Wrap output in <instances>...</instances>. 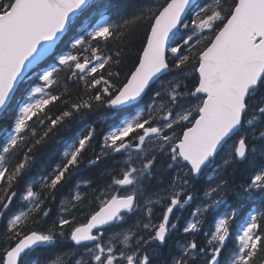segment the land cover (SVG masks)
I'll return each instance as SVG.
<instances>
[{
    "label": "snow or ice",
    "instance_id": "1",
    "mask_svg": "<svg viewBox=\"0 0 264 264\" xmlns=\"http://www.w3.org/2000/svg\"><path fill=\"white\" fill-rule=\"evenodd\" d=\"M90 12L99 19L76 29ZM135 28L141 46L123 72V49L109 45ZM172 69L179 79L155 89ZM145 96L151 103L97 144V125ZM57 138L63 147L52 151ZM258 141L264 0H0V264H37L33 255L58 243L79 257L74 264H264ZM109 158L107 182L76 183L54 215L52 200L84 161L92 168ZM161 159L167 182L156 178ZM214 164L216 179L181 223ZM154 180L145 195L144 182ZM174 230L182 242L173 243Z\"/></svg>",
    "mask_w": 264,
    "mask_h": 264
},
{
    "label": "trees",
    "instance_id": "2",
    "mask_svg": "<svg viewBox=\"0 0 264 264\" xmlns=\"http://www.w3.org/2000/svg\"><path fill=\"white\" fill-rule=\"evenodd\" d=\"M94 2L95 3H102V4H105V5H109V4L115 3L116 0H94ZM204 2H205V0H199L198 1V3H201V4L204 3ZM116 11H117L116 9H111V10H108L106 14L109 15V17L112 20H117V19H119V16L116 14ZM131 11L132 10L129 9L124 14L128 15V14L131 13ZM90 14L93 15V17L90 19L92 22H95L96 20L99 19L98 14H96L95 12H90V13H88L85 16L80 18L79 23L76 25V29L82 23L83 20L88 18V16ZM74 34H75V31L73 33H70L69 36L74 35ZM142 34H143V29L142 28L129 29V31L126 34L124 39H118L117 41H114L112 44L109 45V47L113 48V49H116V48L123 49V56H122L123 63L121 65V68H122L123 72H126L127 69L132 66V62L135 59V56L137 55V51H138V49L141 46ZM60 46L63 47V45H60ZM174 70L176 72L169 74L168 76L165 77V79L163 81H160L157 85H154L153 87L155 89H160L162 86H164L166 84L167 81L174 80V79H179V77L177 76L178 70H176V69H174ZM185 83H187V81H185ZM69 90L73 91V92L75 91V89L71 88V86H69ZM142 102L145 103V104L146 103H151L149 97L143 99ZM102 111L103 110H101L100 112H95L92 115H90L89 117H87L86 118L87 122L91 123L93 120H95V118L99 117V115L101 114ZM127 113L128 112H122V113H118L116 115H110V116H108V118L105 121H102V122H100L97 125L98 131H99L97 144L101 143V137H102L103 133L106 132L107 130L111 129L114 125L118 124L119 119L122 118L123 116H125ZM74 127L78 131L79 130H83L84 123L81 122L78 125H74ZM251 127L252 126H249V128H247L244 131H242L241 135H244L245 133H249L250 134ZM255 127L259 128L260 125L257 124V125H255ZM65 135H66L65 133H60V136H65ZM49 147L51 148L52 151H57L58 149H61L63 147V141L61 139L57 138L56 140H54L50 144ZM254 147L256 148V151L252 154L253 161L257 165H259L261 163H264V141L256 142L254 144ZM161 160L163 161V159H161ZM47 162H48V151L45 150L43 155H39V158H38V161H37V167L40 168V167L44 166ZM86 162H87V160L84 161V163H86ZM111 162H112V160H111V158H109V159H106L105 162H102V163H100L97 166L92 167V168L87 167V169L84 168V164H82L78 173L79 174H86V175L89 174L88 176L92 179L91 181H94L93 182L94 186H103L106 183V181H105L106 175H101V171H102V168H104V170H106V171H108V170L110 171ZM217 163H219V161H217ZM100 168H101V170H100ZM99 172H100V174H99ZM71 183H70V185H71ZM70 185L67 188H65L64 190L60 191L56 195V197L53 200V202L51 203L50 207H51L52 212H53L54 215L57 213V210L54 208V205L57 202V197L66 195L67 194L66 191H68V193H70L71 192V189H69ZM197 185H198V188L200 190L202 188V185H203L202 184V179H199ZM226 203L228 205H226ZM226 203L223 205L222 208L217 209L215 211L216 215H217L218 212L222 213L225 208L229 207L232 204V199L230 198ZM245 203H248V202H245ZM253 206H256V205H253ZM18 209H19V204L17 205V210ZM175 235L179 236V233L176 231ZM59 249H60V247L58 245H55L53 247L44 248V249L38 251L37 253H35L33 255L32 259L33 258L37 259V258L49 257L53 253L57 252Z\"/></svg>",
    "mask_w": 264,
    "mask_h": 264
},
{
    "label": "rangeland",
    "instance_id": "3",
    "mask_svg": "<svg viewBox=\"0 0 264 264\" xmlns=\"http://www.w3.org/2000/svg\"><path fill=\"white\" fill-rule=\"evenodd\" d=\"M148 96H146L145 98H147ZM144 106L141 105V107H139L138 109L136 108L135 109V114L137 111L140 110V108H143ZM130 118V117H129ZM128 119V118H126ZM105 162V161H104ZM216 167V165L214 164L211 168H209L208 171H206L205 175H207V179L209 180V177H212V182L213 180L216 179V177L214 176V168ZM157 173H156V178L158 179H163L165 182H167L169 179H170V172H164L163 170V161L160 160L157 164ZM106 170H103L102 172V175L104 174ZM109 171V170H108ZM107 171V172H108ZM107 172L104 174L106 175V179L105 181L107 182ZM155 182V181H154ZM154 182L152 181L151 184H149L147 181H145V195H149L150 192H151V188L154 186ZM211 182V183H212ZM210 183V182H209ZM102 187V186H101ZM66 195L62 196V197H66ZM61 197V196H60ZM202 199V198H201ZM200 201V200H199ZM198 201V202H199ZM193 203V202H192ZM194 204H190L188 206L185 207V209L183 210H180V212L178 213L181 217H182V220H181V223L183 222V219H186L188 218L189 216V211L190 209L192 208ZM186 209H188V211L186 212ZM217 209L213 210L212 211V214H211V217L209 218V221L212 220V218L216 215V211ZM215 212V213H214ZM133 220V221H131ZM131 220H128L127 224H123L121 225V229H125L129 226H133L135 223H136V220L135 219H131ZM208 224H205V227L207 226ZM240 225V224H239ZM176 231L179 233V230H174V236H173V243H178L175 239V234H176ZM109 235H112L113 232L110 231L108 233ZM61 248H63V250L61 251V253L59 251L53 253L51 256L49 257H46L45 259L41 260L40 264H55V263H59V264H69V260H72V264H74V260L75 259H78L79 257L78 256H72L70 254V249H66L65 247H63L62 244H60Z\"/></svg>",
    "mask_w": 264,
    "mask_h": 264
},
{
    "label": "bare ground",
    "instance_id": "4",
    "mask_svg": "<svg viewBox=\"0 0 264 264\" xmlns=\"http://www.w3.org/2000/svg\"><path fill=\"white\" fill-rule=\"evenodd\" d=\"M198 1L199 0H194V3H198ZM93 17V15H89L88 16V18L87 19H85V20H83L82 21V23L78 26V28L77 29H79L80 27H81V25L82 24H84L85 23V21H89L91 18ZM146 97V96H145ZM145 97H144V99H145ZM143 101V100H142ZM140 102V104L139 105H137V109L139 108V107H141V105L142 106H145V103H143V102ZM135 108V109H136ZM135 109H133L131 112H128L125 116H123L122 118H120L119 119V122H118V124L122 121V120H124V119H126V118H131L132 116H134L135 115ZM118 114V113H117ZM117 117V116H116ZM112 118V117H111ZM96 119H98V117L97 118H95V120ZM109 121V120H108ZM118 124H116V125H114L111 129H109V130H107L106 132H104L103 133V135L104 134H107V132L108 131H111L114 127H116ZM102 135V136H103ZM101 143H102V137H101ZM112 163L113 162H111V164L110 165H112ZM84 164V168H86L87 169V167H88V165H87V162L86 163H83ZM216 165V164H215ZM85 169V170H86ZM100 170H101V168H100ZM104 170V168H102V171ZM209 170V169H208ZM207 170V171H208ZM101 171V175H102V172ZM79 172V171H78ZM76 173L75 175H74V177H73V181H72V183H71V185H70V188L69 189H71V192L70 193H68V191H66L67 192V196L66 197H57V202L55 203V205H54V208L58 211L59 209H60V207L64 204V202H70L71 201V197H72V195L74 194V191H75V185H76V183H79V182H82V181H91L92 179L88 176V175H86V174H79V173ZM107 171H105L104 172V174L106 173ZM99 174H100V172H99ZM103 174V175H104ZM92 176V175H91ZM100 176V175H99ZM94 177V176H93ZM207 175H204L203 177H201L200 179H202V188L199 190V188H198V185H196V190H195V192H194V197H195V199H194V201H193V203H191V205L192 204H195V203H197L199 200H201V198H202V189L203 188H205V187H207L209 184H211V182H212V180H208L207 179ZM92 182V185L94 186V181H91ZM154 182V181H153ZM204 182V183H203ZM210 182V183H209ZM96 184V183H95ZM154 184H155V182H154ZM68 189V190H69ZM83 190V189H82ZM61 195V194H60ZM52 202H53V200H52ZM51 202V203H52ZM245 202H247V201H245ZM51 205V204H50ZM226 205H228L227 203H226ZM18 210H20V206H19V209ZM188 211V209H186V212ZM216 216V215H215ZM214 216V217H215ZM133 219H135V218H133ZM131 220V219H130ZM131 221H133V220H131ZM243 222V217H241V219H239V220H237V222H236V225L234 226V227H239V224H241ZM209 223H211V220L209 221ZM209 227V224L205 227V228H208ZM175 239H176V241L177 242H182V240H181V234H180V232H179V236H175ZM60 244H62L63 245V247H65L66 249H69L68 248V246H67V244H65V243H58L57 245L60 247V249L58 250L60 253H61V251L63 250V248H61V246H60ZM47 253V252H46ZM46 258V257H45ZM45 258H37V259H32V260H34V261H36L37 262V264H40V262H41V260H43V259H45ZM55 264H59V263H55ZM69 264H72V260H69Z\"/></svg>",
    "mask_w": 264,
    "mask_h": 264
}]
</instances>
